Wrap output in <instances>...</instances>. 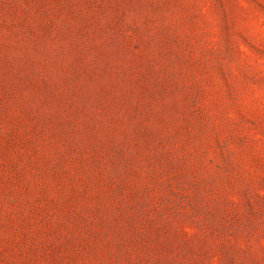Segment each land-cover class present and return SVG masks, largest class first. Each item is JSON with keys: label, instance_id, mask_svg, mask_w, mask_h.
<instances>
[{"label": "rangeland", "instance_id": "obj_1", "mask_svg": "<svg viewBox=\"0 0 264 264\" xmlns=\"http://www.w3.org/2000/svg\"><path fill=\"white\" fill-rule=\"evenodd\" d=\"M0 264H264V0H0Z\"/></svg>", "mask_w": 264, "mask_h": 264}]
</instances>
